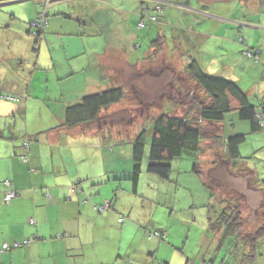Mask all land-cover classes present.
Returning a JSON list of instances; mask_svg holds the SVG:
<instances>
[{"label": "crops", "instance_id": "crops-1", "mask_svg": "<svg viewBox=\"0 0 264 264\" xmlns=\"http://www.w3.org/2000/svg\"><path fill=\"white\" fill-rule=\"evenodd\" d=\"M39 1L0 0V11L3 12L0 13V29L10 24L18 27L20 32H11L10 37L0 30V92L19 97L18 101L0 99V184L9 182L8 186H1L0 193V248L5 243L37 238L29 247L1 255L0 264H264V237L253 243L245 242L238 236L242 244L239 240L236 243V235L224 237L226 225L220 230H213L211 211L219 215L223 207L220 206L219 213L210 205L213 199L208 188L210 183L205 185V178L191 172L190 163L194 154L179 160L167 181L149 174L144 162L142 173L134 185L130 181L133 165L131 146H121L119 150L109 140L114 126L108 123L102 125L99 121L82 127L56 129L52 123L45 129L47 122L43 120L46 114L61 120L68 102L77 101L83 94L99 92L110 84L115 85V70L107 63L108 59L115 60V52L127 55V60L119 59L124 61L122 69L127 71L158 58L148 59L155 51L147 44L148 41L160 40L156 43L157 52L158 55L164 54L165 37L161 36L159 29L155 39L152 31L146 34L143 31L148 28L143 29L145 37L139 40L130 29L133 18L125 16V12L132 11L138 17L141 12L154 14L156 1L166 3V11L168 7L172 8L170 15L164 16L165 11L156 26L165 23L170 28L186 27L188 32L199 36L189 38L192 45L187 47V53L182 49V54L192 57H187V61H196L206 74L216 72V76L235 82L252 104L264 101V0H245V4L239 1L244 6L241 13H246L242 21L248 26L241 25L240 29H235L237 31L228 29L231 33L225 31L222 34H201L197 29L201 20L211 17L201 15V10L192 8L197 5L186 0H139V5L136 6L134 1L129 7L117 0H48V13L52 14L51 29L38 43L40 52L36 54L33 39L22 36L26 32L22 23L27 22L29 17H36ZM114 5L120 7L118 11L121 15L115 13L111 18L109 12ZM237 6L239 8L238 3ZM176 7L183 11L185 8L186 13L173 9ZM197 7L202 8L200 5ZM175 12L183 15L184 19H176ZM13 14L17 19L12 18ZM95 28L102 32L98 34ZM83 35L92 36L86 39ZM67 37L71 39L72 47L66 45ZM201 37L202 40L206 38L200 43ZM211 37L219 39V43L213 50L207 51ZM24 41L31 43L22 54H18V43ZM86 43L91 44L89 51L82 49ZM145 43L147 56L132 66L131 57ZM43 45H46V50H43ZM194 46L198 47L190 51ZM177 49L173 46L165 53H173ZM247 50L258 53L257 61L245 55ZM79 52L82 53L75 60L72 57L71 63L59 62V66H65L54 74L58 81V94L49 95L48 72L35 83L31 80L29 75L36 70V65L47 69L53 63V70L57 67L53 58L63 61L64 57L57 56L67 53L71 58ZM92 53L100 54V75L98 72L91 75L90 70L94 68L89 67L87 75H80V80L74 82V65L78 68L88 66ZM27 58L30 60L26 63ZM163 63L166 66V62ZM61 82L68 87L63 89ZM118 84L125 86L121 81ZM36 90L43 97L37 95ZM67 91H70L71 101L64 99L63 94ZM214 127L220 128V132L224 129L221 124ZM238 128L240 133L247 135L249 127L238 125ZM36 131L42 134L39 142L31 140ZM233 134L228 131L227 135L224 132L220 135L225 139ZM61 136H69L70 140H63ZM26 141H29L28 152L24 147ZM247 141V147H240L238 160L230 161L224 152L220 164L238 169L250 167L245 162L250 159L255 162L264 159V133L248 135ZM217 150L203 156L202 160L208 167H212V161L217 159ZM250 169L256 172V169ZM260 172L264 175V167ZM256 173L261 180V173ZM79 180L77 190L73 191L72 184ZM262 186L260 183L254 193L257 197H247V206L252 212H249L250 209L246 213L241 211L243 227L249 232L264 224ZM6 191L15 194L9 203L3 199ZM227 203L230 201L224 205L227 206ZM107 204H112L111 210L99 211V207ZM121 218L123 222H120ZM246 218L249 220L246 221ZM32 219L36 226L31 225ZM211 219L215 221L216 216ZM162 231L166 233L165 239L151 237Z\"/></svg>", "mask_w": 264, "mask_h": 264}, {"label": "trees", "instance_id": "trees-1", "mask_svg": "<svg viewBox=\"0 0 264 264\" xmlns=\"http://www.w3.org/2000/svg\"><path fill=\"white\" fill-rule=\"evenodd\" d=\"M36 5L38 8L36 17H34L33 19L32 17H29V20L27 22L22 23L26 31L24 34H22V36H28L29 39H33L35 43V45H33L34 53L39 54L40 47H38V43L45 34L50 32V17H52V14L48 13L50 8L48 0H40ZM165 9L166 8H164V10ZM0 13L3 14L2 11H0ZM163 15L164 11L162 13V16ZM156 16V11L154 12V14H151L149 12H141L137 25H139L140 23L144 24V26L140 28L141 30L149 28V26L152 27L159 21ZM153 17H155L156 20H153ZM12 18L17 19L14 14L12 15ZM18 20L21 22L20 19ZM19 24L21 25V23ZM95 29L98 34L102 32H100L98 28ZM0 30L4 33L7 32L10 37H12L11 32H13L14 34L16 32L20 33L18 31V27H13L10 24L2 27ZM85 36L83 38L90 39L92 35ZM109 37L110 35L108 34L107 38ZM157 40H159V38ZM159 41H148L149 43H147L150 44V47L155 48V51L150 56L151 60L152 58L158 56L156 43H158ZM240 42L243 43L244 40L241 39ZM29 43L31 42H19L18 54H22L27 49V45L29 46ZM253 51L247 50L244 53L247 57L257 61V58H259L258 53H255ZM81 53L82 52L73 54L71 58L67 55V53H64L63 57L65 58V60L59 62L63 63L65 61L71 63L73 60L72 57H75V60ZM91 56L92 58L91 61H88V66H84V68L81 70V76L82 74L87 75V73L89 72V67L94 68L90 70L91 75H96L97 72L99 74L100 67L98 64V58L100 54L92 53ZM53 59L56 60V58ZM70 59L71 61H69ZM26 60L27 63L30 59L27 58ZM54 66L55 64L52 63L53 68ZM35 68L36 70H33L32 75H29L34 83L40 77H38L37 75L46 74V72H48V68H39L37 65ZM186 70H188L187 78H189L190 81L194 85H196V94L194 96L186 94V97L184 98L185 102L182 101V103L173 98L165 99V101L163 102L164 104H162L159 110H151V113L145 114L142 117L141 124L130 135L132 138L130 139L129 143V146H131L130 156L131 162L133 164L131 169L130 181L134 185L137 184L138 179L142 173V166L144 162L147 163V172L149 174L155 175L161 180L167 181L170 179V175L173 172L174 162H178L186 156L193 154L195 156H192L190 170H192L191 172L197 173L201 178H205V185H207V183L210 182L205 176L206 172L210 169L211 171L215 169L214 167L217 166L218 163L223 159L224 152L226 153L230 161L238 160V158L240 157V147H247L248 145L247 136L257 135V133L260 132L264 133V101L252 104L247 94L243 90H241V88L235 82L224 79L222 77L206 74L194 60L190 62V64L186 67ZM30 78H28V80H30ZM78 98L79 99L75 102H68V105L64 108V116L60 121V125L56 127V129H61L62 127H82L99 122L100 118L103 117V114L106 111H109L111 108L119 105H125L124 102H127L126 98H128V96L123 85L119 84L118 86L116 84V86H114L110 84L107 86V88L99 92L83 94ZM0 99L5 101H18L19 97L0 92ZM184 106L185 109L183 108V112L179 113V108ZM231 112L237 113L238 123L236 122L235 124H229L228 127L226 123V115ZM118 116L126 120V122H120L119 124L122 126L112 122L110 123V126L125 128V126L123 125H125V123L127 125V121H129L131 118L133 119L131 115L126 116L123 111L120 112ZM115 119L116 117L113 118L114 121ZM132 119L131 122L135 123L136 120L134 121ZM243 123L248 124L249 130L247 132V135L239 132L238 125H241ZM220 124L224 127V129H221V132L220 128L216 129L214 127V125ZM204 125L214 127L215 131H210V133L208 131L204 132ZM129 131H131L130 128H125V130L121 132L122 134L118 133V135L111 131V138L109 137V140H111L120 150V147L125 143V139L122 138V136L123 134L127 136ZM228 131H231L234 134L230 136L228 135L227 138L223 139L220 134L224 132V134L227 135ZM48 132L51 131H46V133ZM101 132L103 133V131ZM41 135L42 134L37 133L32 136L33 139L31 140L39 142L38 138ZM24 147L28 152L29 141L24 142ZM215 150L218 151V157L216 160L212 161V167H208L206 165V161H203L202 158L203 156H206L207 153L213 154V151ZM245 162L247 163V161ZM202 171H205V173ZM248 171V175L251 176L253 180L255 178V183L257 186H259L260 183H262V185L264 186L262 180H259L256 177L257 173L255 171ZM79 184L80 180L73 183L71 186L72 190H77ZM8 185L9 182L1 183L0 193L1 186L4 187ZM208 188L210 187L208 186ZM8 192L9 191H6L3 197L5 203H9V201L12 200H5L6 194ZM212 195L213 199L215 197H219L220 199V196L217 195L215 190L214 193L212 192ZM225 202L227 201L220 200V204L222 205L223 210L219 215H216L215 221L210 218L213 230H220L224 225H226L227 230L224 233L225 238L236 235L237 238L238 236L242 237L245 242L254 243L255 241L260 240L264 237V224L256 231L249 232L246 227H243V215L238 204L230 202L226 204L227 206H225ZM98 209L99 211L111 210L112 204H109V206H101ZM262 209V219L264 223V200ZM122 221H124L123 218L120 219V222ZM31 225L36 226V222H34L33 219L31 220ZM151 237L165 239L166 233L164 231L156 232L152 234ZM36 239V237H32L21 242H14L12 244L5 243L0 248V256L15 249L29 247L36 241ZM16 244H18V246H16ZM4 245H7V248L4 249Z\"/></svg>", "mask_w": 264, "mask_h": 264}, {"label": "rangeland", "instance_id": "rangeland-1", "mask_svg": "<svg viewBox=\"0 0 264 264\" xmlns=\"http://www.w3.org/2000/svg\"><path fill=\"white\" fill-rule=\"evenodd\" d=\"M117 1L118 3H121V1L124 2L126 7L131 6L134 3V1H136V6L139 5V0H117ZM239 1L241 0H186V2H188L189 4H195L197 6L200 5L202 7L201 9L198 8L197 6L192 7V8L201 10V15L206 16V17L207 16L211 17L209 18V20H207L206 18L201 20L202 24L200 23L199 27L197 28L198 31L201 32V34H205L206 32H208L209 34L211 33H217V34L221 33L222 34L225 31L227 33H231L230 31H228V29L237 31L238 29L241 28V25L248 26V24H246L245 21H242V19L246 17V13H241L240 10H242L244 6L242 5V3H239ZM242 1L245 4L244 2L245 0H242ZM168 2L172 3L171 1H168ZM155 3H156L155 11L157 13L156 17L157 19H159V21L156 24H158L161 22L160 19L162 17V13L163 11L165 13L166 9L161 11L162 10L161 5H164V4L158 1H156ZM237 3L239 4V8L237 6ZM113 7L114 9L109 12L111 18H113V15L115 13L117 15H121V12L118 11L120 7L119 6L117 7L115 5ZM168 8L169 9H167L164 16L170 15L169 10L172 8L170 7ZM173 9H175L176 11H181L182 14L186 13L185 8H184V11L181 10L179 7H176ZM203 10L208 11V12H204ZM129 11H132V10H129ZM132 12L137 16V14L134 11ZM125 13H126L125 16H127L128 18H133V21H131L130 23V29L134 31L133 32L134 34L135 33L137 34V36L139 37V40L145 37L143 33L149 34L151 31H152V37L153 39H155L157 37L155 36L156 31L159 29L158 31L161 33V36L165 37L164 38L165 52L173 49V46H176L178 49L174 51L173 53H169V52L168 53L164 52V54L161 53L158 55V58H154L153 62L146 64V65H144L143 63L144 66L140 65L139 67H137V69H131L129 71H127L126 69L125 70L122 69L125 66V63L124 61L119 60V59L127 60L126 54L115 52L113 55L115 60L108 59V62H107L108 65L113 66L115 73H116L114 86H116V84L119 86L118 84L119 81L124 83L125 84L124 88H125L128 98H126L127 102H124L125 105H122V106L119 105L107 111L108 113L105 115L107 117L106 118L105 116L101 117L100 122L102 123V125H104L105 123H108V125H111L110 123L112 122H114L115 124L116 123L119 124L122 121L126 122V120L118 116V114H120V112L122 111L124 112L126 116L131 115V117H133V119L131 118L132 120L134 121L136 120V122L133 123L131 122V119H130L129 121H127V125L126 123L125 125H123L125 126V128H130L131 131L128 132L127 136L123 134L122 138L125 139L124 141L125 143L124 145H122V147L129 146L130 139H132L130 135L135 129L139 127V125L141 124L142 117L145 114L151 113L152 112L151 110H154V111L159 110L162 104H164L163 102L165 101V99L173 98L179 101L180 103H182V101L185 102L184 98L186 97V94L188 95L190 94L192 96L196 94V85H194L190 81V79L187 78L188 70H186V67L191 62V61L189 62V60L187 61V57L191 59L192 57L190 54L189 55L182 54V49L185 53H187L188 52L187 47L192 45V44H189V38L193 37L194 39H196L199 37L194 32H188L186 27H183V29H179L178 26L170 28L168 25L163 23V20H162L163 24L158 25V26H156L155 24L154 26H152L151 28H148L146 31H143L142 33L140 26L139 25L136 26V22L139 17L137 16L136 18V16L133 13H128V12H125ZM174 15H175V18L178 20L184 19V16L183 15L181 16L178 12H175ZM235 19L240 20V21H236ZM169 20L173 21V19L171 18H169ZM205 38L203 40H202V37L199 38L200 43L204 42ZM135 42L139 43V41H135ZM197 42L198 40L196 41V43ZM176 43H179V44H176ZM217 43H219V39H215L211 37L209 44H208L207 51L213 50L214 46ZM66 45L69 47H72V42L70 38L67 39ZM43 46H44L43 50H46V45H43ZM198 46H194L193 48L190 49V51H192L194 48ZM146 48L147 46L145 43L142 46L141 50L135 51V54L130 59L132 66H135L139 60L147 56ZM82 49L89 51L91 49V44H87V43L84 44ZM180 56L182 57L181 60L179 59ZM57 57L63 58V54ZM148 59L151 60L150 56L148 57ZM184 60L187 62L181 64ZM169 61L170 63H168ZM163 62H166V66L164 65ZM55 63L57 67L53 70H52V67L51 68L46 67L48 68V77L50 78L49 84H48L50 96L59 93L58 92L59 87L56 83L58 81H56L54 74L56 71H58L61 68V66H65V65L59 66V61L57 60H55ZM177 64H178V67L176 66ZM83 68H84V65H82L81 68H77V66L73 67V70H74L73 72L75 73L74 79H73L74 82L80 80V72ZM215 74L216 72L213 73L212 76H216ZM37 76L43 77V75H37ZM61 83H62L63 89L68 87L63 82ZM36 94L39 95L40 97H43V94L39 90H36ZM63 95L65 98L61 95L62 98L69 100V101L72 100V98L69 96L70 91H67L66 94H63ZM55 104L59 106V103H55ZM183 108L185 109V106L179 108V113L183 112ZM115 117L116 119L114 121L113 118ZM51 118L49 117V114H46V118H43V120L47 122V124L44 125L45 129L52 123L54 124L53 126H55L54 128L60 125V121H61L60 118H54V117H51ZM236 122H237V113L231 112L226 115V123L228 127H229V124H235ZM242 125L245 127H248L247 123H243L241 124V126ZM125 128L114 126L113 131L116 135H118V133L122 134L121 132H123ZM203 128H204L203 129L204 132L208 131L210 133V131L211 132L215 131V128L211 126L204 125ZM35 134H37V131L35 132ZM61 137H63V140H66V141L70 140L69 136L67 137L61 136ZM247 164H249V166L253 170L256 169V172L261 173L260 170L264 167V159H260L258 162H255L254 160L250 159L249 161H247ZM177 165H178L177 161L174 162L173 166L175 167ZM250 167L243 166V167H239L238 169H236L230 165L228 166L226 164L221 165L219 162L218 165L214 167L215 171L206 172L205 176L207 177L211 185V187L209 185L211 190L210 191L208 190V191L210 193L211 192L214 193V190H215L217 195L220 196V199L219 197H215L210 202L211 203L210 205H212L217 212L220 211V206H221L220 200L227 201V202L230 201L235 204H238V206L241 208V211L243 210V212L247 211L248 209L251 210V207L247 206L248 205L247 197H249V195H254V197H257L255 196L256 194L254 193H256V191L258 190L257 189L258 186L255 183V178L253 180L251 176L248 175V172H249L248 170H251ZM259 177L262 180V182H264V175L262 173L259 175ZM253 201H255V198H253ZM245 205L247 208H245ZM107 206H109V204H107ZM249 212H252V210ZM216 215L217 214L215 212L211 211V218L215 217ZM162 220H165V218L162 217ZM248 220L249 219L246 218V221ZM238 240L239 239L237 238L236 243H238ZM239 241L243 244L242 240H239Z\"/></svg>", "mask_w": 264, "mask_h": 264}, {"label": "built area", "instance_id": "built-area-1", "mask_svg": "<svg viewBox=\"0 0 264 264\" xmlns=\"http://www.w3.org/2000/svg\"><path fill=\"white\" fill-rule=\"evenodd\" d=\"M163 7H164V5H161V8H162L161 11L164 10ZM153 20H156V18L153 17ZM40 21H41V20H40ZM139 26H140V28H142V27L144 26V24H143V23H140ZM14 196H15V194H14L13 192L9 191V192L6 194L5 200H6V201H9L10 199L14 198ZM26 243H27V241H26ZM16 246H18V244H16ZM3 248H4V249L7 248V245H4Z\"/></svg>", "mask_w": 264, "mask_h": 264}, {"label": "clouds", "instance_id": "clouds-1", "mask_svg": "<svg viewBox=\"0 0 264 264\" xmlns=\"http://www.w3.org/2000/svg\"><path fill=\"white\" fill-rule=\"evenodd\" d=\"M164 4V8H166L167 7V4L166 3H163Z\"/></svg>", "mask_w": 264, "mask_h": 264}, {"label": "bare ground", "instance_id": "bare-ground-1", "mask_svg": "<svg viewBox=\"0 0 264 264\" xmlns=\"http://www.w3.org/2000/svg\"><path fill=\"white\" fill-rule=\"evenodd\" d=\"M34 221V220H33ZM35 222V221H34Z\"/></svg>", "mask_w": 264, "mask_h": 264}]
</instances>
